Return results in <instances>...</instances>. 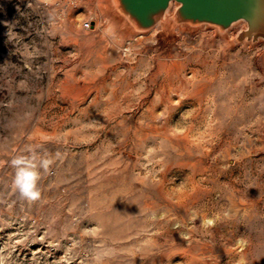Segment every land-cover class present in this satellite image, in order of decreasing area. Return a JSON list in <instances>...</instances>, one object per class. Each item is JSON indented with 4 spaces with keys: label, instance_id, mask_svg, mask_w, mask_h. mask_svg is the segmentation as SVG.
<instances>
[{
    "label": "rangeland",
    "instance_id": "rangeland-1",
    "mask_svg": "<svg viewBox=\"0 0 264 264\" xmlns=\"http://www.w3.org/2000/svg\"><path fill=\"white\" fill-rule=\"evenodd\" d=\"M244 26L0 0V264H264V41ZM17 155L53 159L37 201Z\"/></svg>",
    "mask_w": 264,
    "mask_h": 264
},
{
    "label": "water",
    "instance_id": "water-1",
    "mask_svg": "<svg viewBox=\"0 0 264 264\" xmlns=\"http://www.w3.org/2000/svg\"><path fill=\"white\" fill-rule=\"evenodd\" d=\"M173 4V14L168 16ZM113 7L136 32L171 22L209 25L223 33L242 21L245 26L237 32L235 42L264 41V0H113Z\"/></svg>",
    "mask_w": 264,
    "mask_h": 264
},
{
    "label": "clouds",
    "instance_id": "clouds-1",
    "mask_svg": "<svg viewBox=\"0 0 264 264\" xmlns=\"http://www.w3.org/2000/svg\"><path fill=\"white\" fill-rule=\"evenodd\" d=\"M56 156L59 157V153ZM10 163L16 170L13 179V188L20 193L22 198L30 202L40 199L41 192L37 186L40 178L38 168L48 172L50 165L53 163V159L43 157L37 163L35 155H17L11 159ZM208 224L211 225L212 221L209 220Z\"/></svg>",
    "mask_w": 264,
    "mask_h": 264
},
{
    "label": "built area",
    "instance_id": "built-area-1",
    "mask_svg": "<svg viewBox=\"0 0 264 264\" xmlns=\"http://www.w3.org/2000/svg\"><path fill=\"white\" fill-rule=\"evenodd\" d=\"M89 25H90L89 22H85L84 24L85 27H89Z\"/></svg>",
    "mask_w": 264,
    "mask_h": 264
},
{
    "label": "bare ground",
    "instance_id": "bare-ground-1",
    "mask_svg": "<svg viewBox=\"0 0 264 264\" xmlns=\"http://www.w3.org/2000/svg\"><path fill=\"white\" fill-rule=\"evenodd\" d=\"M88 21V20H87ZM90 21V20H89ZM86 22V21H85Z\"/></svg>",
    "mask_w": 264,
    "mask_h": 264
}]
</instances>
